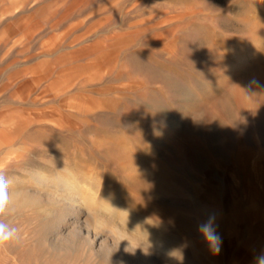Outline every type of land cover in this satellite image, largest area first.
Here are the masks:
<instances>
[{
    "label": "rangeland",
    "instance_id": "obj_1",
    "mask_svg": "<svg viewBox=\"0 0 264 264\" xmlns=\"http://www.w3.org/2000/svg\"><path fill=\"white\" fill-rule=\"evenodd\" d=\"M0 172V264H257L264 0H0Z\"/></svg>",
    "mask_w": 264,
    "mask_h": 264
},
{
    "label": "clouds",
    "instance_id": "obj_2",
    "mask_svg": "<svg viewBox=\"0 0 264 264\" xmlns=\"http://www.w3.org/2000/svg\"><path fill=\"white\" fill-rule=\"evenodd\" d=\"M12 181L0 172V245L18 239V229L5 222L4 216L12 206L14 193L10 186ZM198 232L209 245L214 254L220 251L221 238L217 233L216 217L209 214L208 218L198 224ZM257 264H264V255L257 258Z\"/></svg>",
    "mask_w": 264,
    "mask_h": 264
},
{
    "label": "bare ground",
    "instance_id": "obj_3",
    "mask_svg": "<svg viewBox=\"0 0 264 264\" xmlns=\"http://www.w3.org/2000/svg\"><path fill=\"white\" fill-rule=\"evenodd\" d=\"M256 5V4H255ZM220 72V71H219ZM221 74V73H220ZM254 84V83H253ZM214 86H217V83L214 84ZM250 85L247 84H240L239 86H237L234 89V96L236 97V99L238 100L239 103L241 104H247L249 105L252 109H254L255 111H258L259 104L257 103L256 97H255V93H252L251 88H249ZM252 86V85H251ZM253 88V87H252ZM260 93V92H259ZM258 98V97H257ZM259 102V101H258ZM43 178V176H42ZM31 179L37 184H39L40 180H41V173H37V172H33L31 173ZM73 203V198H71V200L69 201V204L72 205ZM163 247V246H162ZM169 249V248H168ZM170 250V249H169ZM163 251V250H162Z\"/></svg>",
    "mask_w": 264,
    "mask_h": 264
}]
</instances>
